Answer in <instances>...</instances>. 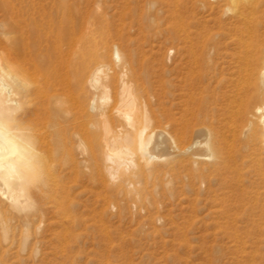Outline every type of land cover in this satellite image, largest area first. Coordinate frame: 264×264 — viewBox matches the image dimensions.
Listing matches in <instances>:
<instances>
[{"label": "rangeland", "instance_id": "obj_1", "mask_svg": "<svg viewBox=\"0 0 264 264\" xmlns=\"http://www.w3.org/2000/svg\"><path fill=\"white\" fill-rule=\"evenodd\" d=\"M28 2L25 9L33 4L37 21L42 10L55 24L53 40L39 55L50 70L47 76L41 71L34 77L43 115L30 124L47 140L45 125L55 121V139H72L64 155L62 150L53 155L50 173L54 178L32 185L39 201V210L30 215L35 222L25 220L14 230H0V264H264V151L259 155L262 160H255L258 156L252 154L242 117L244 102L258 103L247 73L256 47L264 49V15L248 26L238 11H227L219 0ZM242 4L238 13L246 10ZM28 9L29 17L36 16ZM0 26L2 38L1 21ZM251 27L259 29V39L249 33ZM86 30H93L94 35L81 45ZM69 32L73 33L71 40L64 36ZM101 39L109 57L97 59ZM115 50L131 61L137 73L150 74L148 83L140 80V88L145 94L150 87L157 96L153 108L168 112L158 125L170 126L166 130L182 142L186 107L189 111L184 119H190L186 134L196 125L214 130L221 165L209 168L173 155L167 159L170 162H153L154 168L141 179L139 195L119 196L117 205L108 202L114 194L101 185L98 168L83 161L74 131L87 129L89 150L98 148L92 127L96 117L79 104L86 83L79 81L77 73L99 64L113 68ZM239 100L234 106H242L241 112L230 107ZM67 107L76 113L77 121L73 115L67 117ZM229 107L241 115H234ZM63 208L69 217L62 214Z\"/></svg>", "mask_w": 264, "mask_h": 264}, {"label": "bare ground", "instance_id": "obj_2", "mask_svg": "<svg viewBox=\"0 0 264 264\" xmlns=\"http://www.w3.org/2000/svg\"><path fill=\"white\" fill-rule=\"evenodd\" d=\"M28 1L30 0H0V12L2 14L0 21L2 34L4 35L0 38V230L4 232L21 227L25 220L33 223L34 220L30 215L39 210V201L32 185H36L39 180L41 182L47 180V183L51 181L49 179L54 178L53 173H50L52 171L53 155L60 150H62V154L67 152L72 139V137L62 141L55 139V121L45 125V128H47L46 136L43 135L47 140H42V136L40 138L38 135L40 131H38L37 126L30 124L32 119L43 115V111L40 110L42 106L40 102L41 92L34 77L41 71H44L43 73H46L47 76L50 70L49 65L42 64L39 61V55L41 51L48 48L49 43L53 40L55 36L53 25L55 24L51 15H47L45 12L41 13L42 10H38L41 17L37 21L39 17L37 8L32 4L35 9L31 10L33 8L31 5H29V9H25L29 3ZM241 3L245 4L243 9L246 10L244 13H238L242 10L240 9ZM231 4L232 6H230ZM219 6H224L227 11H233V13L238 11L237 14L242 15L246 24H250L253 20L264 15V0H219ZM27 9L32 13L33 11L36 12V16L33 13L32 15L35 17L31 14V17H29ZM250 30L249 33L252 37L259 39V29L251 27ZM86 32L80 37L81 45L85 43L86 38L94 35L93 30H86ZM245 34L247 35L246 32ZM64 36L71 40L73 33H65ZM252 37L250 38L254 39ZM250 38L248 36V39ZM100 41V45L95 51L97 59L100 56L102 58L108 56L105 40L101 39ZM191 41L192 39L190 40V49ZM252 46L256 47L254 44ZM247 49L245 51H248ZM255 50L256 53L253 56H251L253 52L250 54L251 58L248 60L250 69L247 67L249 72L246 75L249 76L248 84L254 90V98L258 100V103L253 105L252 100L244 102L243 99L242 117L244 120L243 132L245 134L249 132L248 137L250 139L248 142L253 148L252 154L258 156L255 160L260 162L262 159L259 155L264 151V112H262L264 110V49L256 47ZM196 55L197 53L194 54V57ZM43 56L45 57V55ZM247 56L249 55H246L245 58ZM112 59L116 61L113 68L106 67L105 64H99L85 71L83 69L78 70L77 73L79 81L86 83L83 99L79 104L84 110L90 111L96 117L95 124L92 123V127H94V136L98 140V148L93 151L89 150L88 142L86 143L88 141L87 129L74 131L79 136L77 140L82 151L83 161L85 163L92 162L98 168L102 176L100 178L101 185L114 194V198L110 197L108 202L117 205L116 198L119 196L127 197L131 196L132 193L134 196L139 195L141 191L138 187L141 179L145 173L154 168L153 162L168 161L167 159L173 158V155L184 156L182 161L185 163L190 162L196 165V163L202 162L209 168L217 167L223 163L218 140L212 134L214 130H210L205 125H203L204 127L196 125L191 129L188 136L186 130L190 119H184L189 111L185 107L182 116L183 125H181L183 131L180 134L182 142H178L179 139H176L175 135L172 134L173 132L166 130L167 125L164 128L158 125V122L164 116H168V112L153 108L157 98L152 92L153 90L151 91L149 87L144 94L142 88H140V80H143V83H148L150 74L147 71L144 74L137 73L132 68L131 61L127 60L125 56L121 57L117 50L112 55ZM244 60L242 61L244 62ZM245 61L247 62V60ZM195 63L197 65V62ZM191 72L194 73L193 69ZM242 82L245 83V80ZM183 83H186V81L184 80ZM232 84L234 83L232 82ZM191 86L194 87V81L192 80ZM235 86L237 85L235 84ZM247 88L246 85V91ZM177 95L179 96V94ZM233 97L235 99L236 96ZM180 100L182 101V98ZM180 100L178 101L180 102ZM240 101L238 103L232 101L233 105L230 107L234 106V103L238 105ZM237 108L234 106V109ZM240 108H238V111H240ZM230 109L234 114L233 109ZM231 111H227L229 117ZM64 112L67 117L73 115L75 117L73 120L77 119L76 113L72 114L70 107L64 108ZM234 115L238 116L237 114ZM234 115H231L233 119L236 118H234ZM86 116L84 118L87 119L88 116ZM228 119H226L227 122ZM237 121L234 120L233 122L237 123ZM35 122L33 124H37V120ZM70 122L72 123V121ZM167 124L170 125L169 122ZM229 125L232 126L233 123ZM40 135L42 134L40 133ZM62 214L65 218L70 216L66 208L62 209Z\"/></svg>", "mask_w": 264, "mask_h": 264}]
</instances>
